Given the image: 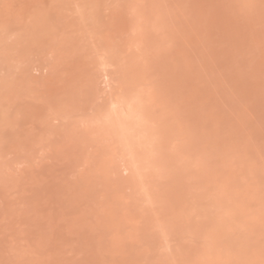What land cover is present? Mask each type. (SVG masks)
<instances>
[{"label":"rangeland","instance_id":"374dc122","mask_svg":"<svg viewBox=\"0 0 264 264\" xmlns=\"http://www.w3.org/2000/svg\"><path fill=\"white\" fill-rule=\"evenodd\" d=\"M0 264H264V0H0Z\"/></svg>","mask_w":264,"mask_h":264}]
</instances>
